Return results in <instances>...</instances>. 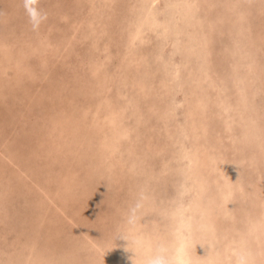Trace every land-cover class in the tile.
<instances>
[{
  "label": "rangeland",
  "instance_id": "obj_1",
  "mask_svg": "<svg viewBox=\"0 0 264 264\" xmlns=\"http://www.w3.org/2000/svg\"><path fill=\"white\" fill-rule=\"evenodd\" d=\"M38 7L0 0V264H264V0Z\"/></svg>",
  "mask_w": 264,
  "mask_h": 264
},
{
  "label": "clouds",
  "instance_id": "obj_2",
  "mask_svg": "<svg viewBox=\"0 0 264 264\" xmlns=\"http://www.w3.org/2000/svg\"><path fill=\"white\" fill-rule=\"evenodd\" d=\"M39 0H23V6L26 14L29 17V22L31 23L33 29H38L40 24L46 19V13L39 9ZM141 207L137 203L133 208L129 210V215L127 218V223L130 228H134L137 220V211ZM138 244L142 242L137 240ZM147 264H171L170 258L167 255V249L161 245L158 246L153 255H151Z\"/></svg>",
  "mask_w": 264,
  "mask_h": 264
},
{
  "label": "bare ground",
  "instance_id": "obj_3",
  "mask_svg": "<svg viewBox=\"0 0 264 264\" xmlns=\"http://www.w3.org/2000/svg\"><path fill=\"white\" fill-rule=\"evenodd\" d=\"M111 107V106H110ZM114 113H115V111H114ZM117 113V112H116ZM115 114H111V115H107V114H105V115H102V116H99L101 119H103L105 122L106 121H108L107 120V118L109 119V122H115L116 121V119H115ZM103 121V122H104ZM107 144V143H106Z\"/></svg>",
  "mask_w": 264,
  "mask_h": 264
}]
</instances>
